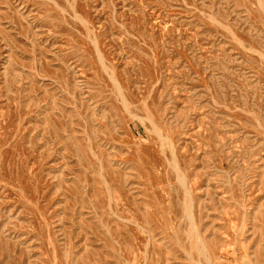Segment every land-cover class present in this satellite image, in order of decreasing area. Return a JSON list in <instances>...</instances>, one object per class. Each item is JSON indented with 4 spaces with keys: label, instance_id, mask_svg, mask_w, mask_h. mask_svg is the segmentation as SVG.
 Segmentation results:
<instances>
[{
    "label": "rangeland",
    "instance_id": "374dc122",
    "mask_svg": "<svg viewBox=\"0 0 264 264\" xmlns=\"http://www.w3.org/2000/svg\"><path fill=\"white\" fill-rule=\"evenodd\" d=\"M0 264H264V0H0Z\"/></svg>",
    "mask_w": 264,
    "mask_h": 264
}]
</instances>
